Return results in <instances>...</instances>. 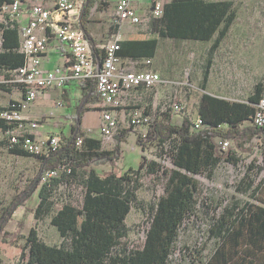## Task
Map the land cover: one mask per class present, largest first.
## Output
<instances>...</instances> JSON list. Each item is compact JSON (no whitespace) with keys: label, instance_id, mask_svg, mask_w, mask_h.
<instances>
[{"label":"trees","instance_id":"trees-1","mask_svg":"<svg viewBox=\"0 0 264 264\" xmlns=\"http://www.w3.org/2000/svg\"><path fill=\"white\" fill-rule=\"evenodd\" d=\"M11 2L13 0H0V10ZM94 2L84 1L79 25L95 58L100 60L103 51L86 29ZM232 4L231 0H165L161 16L149 17L148 30L129 33L120 41L116 53L132 60L152 58L158 38L209 41L214 37L209 47L213 52L236 17ZM113 26L118 27L117 24ZM0 40V72L5 77L7 70L19 67L25 61L24 54L18 50V24L7 17L0 19ZM208 68L209 64L203 73V89ZM79 86L82 95L76 101L74 113L67 115L72 124L60 147L47 154H32L18 146L8 147L12 153L35 156L39 169L3 208L0 235L15 209L40 185L33 216L37 220L49 216L62 241L59 245L47 244L39 238L36 228L31 227L19 246L24 264H168L179 228L195 204L197 182L193 175L205 168L213 169L221 160L231 163L239 160L231 149L219 152L214 137L231 139L241 145L243 140L259 136L261 156L264 154V123L261 126L245 124L253 119L256 106L264 97V82H256L243 100L202 93L198 114L203 126L198 130H190V120L186 116L181 118L180 124H175L170 114H163L162 119L153 121L146 136L137 134L136 142L141 147L146 141L155 140L160 145L171 141L175 168L164 171V194L150 207L143 245L131 249L122 245V239L127 234L125 219L136 199L138 177L140 172L156 174L161 167L156 161L141 156L134 170L135 177L128 171L101 174L92 167L85 170L92 160L121 158L127 130L115 136L111 149L101 148L100 139L85 136L81 127L82 115L86 110L98 108L88 106L95 97V79H84ZM0 88L7 90L12 86L0 82ZM61 97L68 99L66 92ZM8 127L6 121L0 119L3 134ZM50 168H59V175L41 183L42 173ZM80 169L84 172L80 180L81 205L64 202L55 209L52 186L61 177L77 175ZM251 198L257 202H235L213 218L209 234L215 240V247L206 259L200 260V264H264V178L252 190Z\"/></svg>","mask_w":264,"mask_h":264},{"label":"rangeland","instance_id":"rangeland-1","mask_svg":"<svg viewBox=\"0 0 264 264\" xmlns=\"http://www.w3.org/2000/svg\"><path fill=\"white\" fill-rule=\"evenodd\" d=\"M231 1L236 17L215 51H209L214 37L209 41L163 39L157 55L160 69L156 68L157 62L151 60L150 63H145L144 59L131 61L129 69L156 70L163 82L149 89L138 88L131 91L122 108L116 111L118 127L111 140H102L99 136L97 113L85 114V123L82 124L84 133L87 136L98 135L103 149H111L115 136L127 130L122 142L121 158L113 161L92 160L85 170L92 167L101 174H120L128 171L135 177L134 170L141 156L156 161L161 167L156 174L140 172L139 187L135 191L136 199L131 203L125 219L127 234L122 239V245L128 249L140 248L143 245L150 221V207L164 194V171L175 168L172 162L171 141L162 145L155 140L146 141L143 147L137 144V133L147 135L150 126L134 125L131 122L134 112L150 115L154 120L162 119L163 114H170L172 122L180 124L181 117L193 118L196 115L202 93L207 92L230 100H243L256 82H264V0ZM101 4L99 1L100 6ZM137 4L143 22L134 25V29L146 31L151 0H137ZM2 18L0 13V19ZM208 64L209 74L203 89V73ZM3 79L4 75L0 72V82ZM18 90L14 87L7 90L0 88V106L7 104L8 92H13L14 100L20 99L21 91ZM76 97H80L77 91L74 94V98ZM36 100L33 103L39 102V99ZM96 100L93 98L89 105H97ZM52 101L51 107H47L43 114L38 116L39 123L47 126H41L38 132L43 136L50 132L58 135L57 132L61 130L68 135L72 120L60 115L62 112L59 110L58 113L56 110L58 102ZM175 101L183 104L182 113L171 111ZM74 110L75 108L69 111L67 109L65 112L73 113ZM4 139L0 130V214L10 200L35 177L39 169L35 156L10 152ZM228 149L239 158L237 162L221 160L213 169L205 168L193 175L197 182L195 204L179 228L168 264H200V260L206 259L215 247V240L209 234L213 218L235 202H257L251 198V193L264 178L260 159V137L255 135L249 140H243L241 145L233 141ZM83 173V169H80L77 175L61 177L52 186L51 197L55 202V209L64 202L81 205L83 190L80 180ZM39 188L40 185L30 198L15 209L4 226L0 235V264H24L19 246L31 227L36 228L39 238L45 243H61L62 238L50 223L49 216L38 220L33 216Z\"/></svg>","mask_w":264,"mask_h":264},{"label":"built area","instance_id":"built-area-1","mask_svg":"<svg viewBox=\"0 0 264 264\" xmlns=\"http://www.w3.org/2000/svg\"><path fill=\"white\" fill-rule=\"evenodd\" d=\"M85 0H53L48 7L40 3L28 7L26 22L19 21L21 3L13 0L1 7L3 18L7 17L18 24L19 47L24 54V63L14 69L7 70L1 81L18 88L21 99L10 100L0 106V119L9 125L4 133L7 147L18 146L32 154H47L61 146L60 135H39L35 130L39 127V119L26 113L29 105L48 89L61 88L68 79L77 83L84 79H95V97L99 106V132L102 140L109 141L118 127L116 111L124 105L131 91L138 88L149 89L163 82L156 70L129 69L130 60H123L116 51L120 47L119 33L108 36L100 48L102 58L96 59L79 25L81 7ZM163 1L151 0L147 17H159L162 14ZM2 18V19H3ZM1 19V20H2ZM111 22L120 26L123 23L139 25L143 22L141 13L134 0H116L113 5ZM51 39L66 45L71 53L70 59L61 66L45 69L42 65L50 49ZM1 42V40H0ZM150 63V59H144ZM174 113H182L183 104L175 101L171 106ZM182 118V117H181ZM189 118V117H188ZM190 120V130H198L203 126L198 114ZM154 119L150 115L134 112L131 122L139 126H151ZM264 123V97L257 104L253 119L245 124L261 126ZM140 134V133H137ZM142 135V134H141ZM143 137L146 135H142ZM219 152L226 151L232 144L231 139L214 137ZM80 146V141L77 147ZM264 163V154L260 157ZM59 168H50L42 173L41 183L57 177Z\"/></svg>","mask_w":264,"mask_h":264},{"label":"crops","instance_id":"crops-1","mask_svg":"<svg viewBox=\"0 0 264 264\" xmlns=\"http://www.w3.org/2000/svg\"><path fill=\"white\" fill-rule=\"evenodd\" d=\"M52 1L53 0H20L21 11H20L19 21L21 22V24L26 22L27 14H28V7L31 4L40 3V4H43L45 6L51 7ZM99 1H101L102 6L99 5ZM134 1L138 7L137 0H134ZM115 2H116V0H95L94 4L90 7L89 14H88V22L86 23V29L89 32V34L92 36V38L94 39L96 45L99 47L103 44L104 40L112 34L119 33L121 40H123V39L127 38L129 33H133V32L137 31L134 29V26L130 25L129 23H123L120 26H118L117 28H115L113 26V23L111 22V14H112L113 5ZM163 39H169V38H158V43L156 46L155 54L152 58H148L154 63L157 62L156 68H158V69H160V65L158 63L157 55H158V51L160 49L161 40H163ZM70 56H71L70 50L66 45H64L62 43H58L56 40L51 39L50 49L47 53L46 58L43 60L42 65L45 69H50V68H53L55 66H61L62 64H65L67 62V60L70 59ZM121 58L123 60L128 59L130 61H133L132 59H129L126 57H121ZM142 59H147V58H142ZM79 84H80V82L77 83L76 81H74L72 79H68L66 81V83L61 88L48 89L47 91H45V93L43 95H41L38 98L39 99L38 103L35 104V103H33L34 102L33 101L29 105L26 113L32 117L38 118V116L40 114H43V112L45 111V109L47 107H51L52 104H50V101L53 100V101L58 102V105H59L58 108L59 109L58 108L56 109L57 112L59 113V110H60L62 113H59V114L62 115L64 118L65 117L67 118V115H71L74 112L73 113H66L65 110L68 109V111H69L72 108L74 109L77 99H79L82 95ZM74 91L75 92L77 91L78 95L80 97L74 98V94H75ZM63 92H66V96H67L66 99L68 98L67 100L62 99L61 95ZM12 94H13L12 91L8 92L9 97H8V101L6 103H8L10 100H13ZM22 97H23V93L20 92L19 98L21 99ZM94 98H96V97H94ZM63 103H64V105H63ZM89 103H88V106L91 107L89 105ZM96 103H97V105H94V107L99 108L98 102H96ZM91 108H93V107H91ZM98 108L97 109H89L83 113L81 127H82V124L85 123V114H87V113H97L98 124H99V109ZM41 126L43 128L47 127L46 125L39 123V127L35 130V132L39 135H42L41 133L38 132V130ZM98 127H99V125H98ZM82 130H83V128H82ZM83 132H84V130H83ZM57 133H58V135L61 136L62 139H63V137H67L69 135V134L67 135L66 133H64L61 130ZM69 133H70V128H69ZM98 133L100 136V132H98ZM49 134H53V133L50 132ZM54 134H56V133H54ZM84 135L87 136L85 133H84ZM88 137H94V138L99 139L98 135H96V137L92 136V135H88Z\"/></svg>","mask_w":264,"mask_h":264}]
</instances>
